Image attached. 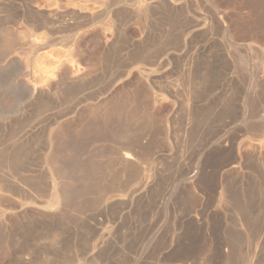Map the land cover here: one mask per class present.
Wrapping results in <instances>:
<instances>
[{
    "label": "rangeland",
    "instance_id": "1",
    "mask_svg": "<svg viewBox=\"0 0 264 264\" xmlns=\"http://www.w3.org/2000/svg\"><path fill=\"white\" fill-rule=\"evenodd\" d=\"M162 256L264 264V0H0V264Z\"/></svg>",
    "mask_w": 264,
    "mask_h": 264
},
{
    "label": "bare ground",
    "instance_id": "2",
    "mask_svg": "<svg viewBox=\"0 0 264 264\" xmlns=\"http://www.w3.org/2000/svg\"><path fill=\"white\" fill-rule=\"evenodd\" d=\"M140 150L141 149H139L138 147H125V148H123L121 150V153H120V156H119V160H120L121 164L122 165H125V166L131 165V164H136L140 160V156H141ZM148 188H149L148 182L143 181L130 194L118 198L116 202H118V204L121 207H123V208H124V206H126V207L132 206L133 203L135 202V200L137 199V197H143L144 195L147 194ZM162 200H163V198L161 197L157 201L158 204H159V206L162 204ZM32 203L33 204H42V202L41 201H38V200H35ZM45 204H48L50 206H56V205L59 204V199H58V197H56V198H54L53 201L47 202ZM153 220L156 223V217H153ZM177 236H179V235L177 234ZM180 236L177 237V238L176 237L173 238L171 247H176V248L177 247H180V245L182 244L183 240H185L183 238V236H181V237ZM146 237H147V235L145 237L140 238L138 240V242H136V245L133 247V249H131L132 252L129 253V254H126V256H127V258H128V260H129L130 263L133 262L134 260H136L138 257L141 260H143V261H146L149 258L148 250H146V249L144 250V242L146 241L145 240ZM196 241H197V239H196ZM183 243H186V242L184 241ZM194 243H196V242H194ZM215 245L217 246V248H216L217 251H215L217 253V255H216V257H214L215 258V261H217V262L218 261L219 262H223L224 259H225V257H224V255L221 252V248H222L221 246H222V244H221V242H217V243H215ZM165 262H166V256H162L161 258L158 259V261H157L156 264H164ZM217 262H215V263H217Z\"/></svg>",
    "mask_w": 264,
    "mask_h": 264
}]
</instances>
